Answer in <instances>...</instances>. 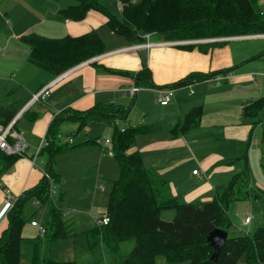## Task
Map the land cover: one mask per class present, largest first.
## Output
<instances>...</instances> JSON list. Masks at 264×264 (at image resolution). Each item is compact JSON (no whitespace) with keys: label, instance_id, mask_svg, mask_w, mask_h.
<instances>
[{"label":"trees","instance_id":"trees-1","mask_svg":"<svg viewBox=\"0 0 264 264\" xmlns=\"http://www.w3.org/2000/svg\"><path fill=\"white\" fill-rule=\"evenodd\" d=\"M63 1H66L65 6L60 12L64 17L81 19L90 9L100 11L106 16L105 24L131 43L143 42L147 33L163 40L264 33V9L259 0H120L119 15L98 0ZM19 38L27 43L28 60L54 75L101 54L105 49L95 30L77 36L65 34L62 37H47L30 33L21 34ZM220 42L212 41L207 45ZM201 49L207 50V47ZM228 70L220 69L206 74L190 72L165 86L189 84L194 78L202 80ZM134 79L144 86H154L146 65L134 74ZM128 110V106L105 103L79 111L66 108L54 116L45 133L47 144L39 151L45 157L46 170L52 172L53 158L58 152L73 147L67 142L55 143L56 134L52 130L60 120L78 121V129H81L90 116L107 117L112 122L116 118H125ZM263 110L264 96H260L244 104L242 113L256 118ZM201 113L200 105L192 107L184 115L183 121L172 127V132L177 134L192 127ZM1 115L5 118L2 123L6 125L14 111H2ZM146 127L148 125L141 124L120 130L114 125L112 129V156L117 161L119 174L112 180L108 192L105 207L107 223L94 224L85 231L89 251L96 252L106 264H155L157 255L163 256L170 264H235L241 255H244L245 264H264V225L256 226L251 233L227 235L214 261L209 258L212 247L205 239L206 233L214 227L228 229L230 218L227 209L232 200L258 199L262 196L261 191L251 189L247 178L246 151L239 156L244 159V167L236 171L227 183L216 187L213 198L199 203L182 201L166 193L167 181L156 175L137 151L128 152L135 136L145 132ZM7 139L12 141L9 136ZM18 156L0 150L1 169L13 163ZM262 166L264 172V162ZM48 188L49 182L42 174L38 183L23 190L6 211V223L0 230V264L20 262L22 242L25 240L22 227L28 221L25 206L31 199L49 206L44 234L38 233L31 239V262L78 264L73 259L57 260L41 252L43 247L49 252L54 241L65 237L67 232L61 207L49 197ZM170 208L174 209V216L169 220L162 219L161 210ZM125 242H131L128 251H123L122 244Z\"/></svg>","mask_w":264,"mask_h":264},{"label":"crops","instance_id":"crops-1","mask_svg":"<svg viewBox=\"0 0 264 264\" xmlns=\"http://www.w3.org/2000/svg\"><path fill=\"white\" fill-rule=\"evenodd\" d=\"M6 2V0H0V3L5 5V12L8 16V7L14 3ZM105 21L106 16L102 12L90 9L81 19L64 17L61 25L55 26L54 31L56 34L42 33L38 35L62 37L68 34L77 36L106 26ZM25 29L16 34L17 40H20L21 34L28 31ZM110 32L108 30L101 34L97 33L104 43V52L94 56L95 58L92 60L73 66L66 77L50 88L49 95L43 101H33L28 105H26V102L30 93L38 90L55 75L32 64L28 60V49H21L16 46L15 51H22V54L18 56L7 53L9 46L0 45V122L2 123L5 119L1 115L2 111H14L11 118L14 120L10 129L21 133L27 144L24 153L18 154L17 159L8 166L1 169L2 162L0 160V207L6 196L13 203L22 194L23 190L38 183L42 177L43 169H48L45 166V157L42 155L39 154L36 157L35 164L31 158L54 116L60 114L66 108L79 111L95 104L105 103L128 106L129 109L133 107V104L138 107L145 114L139 116L137 123L131 126L144 124L148 127H146L145 132L138 133L135 136L128 152L137 151L142 156L144 163L149 165L156 175L167 181L166 193L170 196H176L180 200L182 199L177 194V188H175L173 180L175 176L171 173L177 167L176 164L186 160V129L175 134L172 132V127L182 122L184 115L192 107L200 105L206 113L209 110L207 105L214 102L217 106L222 107L223 110L221 111L224 116L222 122L214 125H220L226 131H230L229 128L234 127L242 128L241 133L243 136L249 131L255 130V124L260 122L261 118H264V110L256 118L248 117L242 113L244 104L257 97L264 96V34L236 35L230 36V38H220L219 40L198 38L187 41L180 40L179 42H167L153 36H148L147 39L146 36L143 42L154 41V43H157L148 46L129 47L134 44L127 41L123 36L111 38ZM212 41L221 42L207 45ZM199 44L203 46L199 47ZM205 46L207 50H202L201 48ZM21 55L25 56L24 60L21 59ZM143 65L149 68L154 86H165L190 72L206 74L220 69L229 68V70L226 73H220L225 78L217 86L208 87L210 85L207 82L200 79L196 80L197 78L189 82L192 86L199 87L198 98H186V90L188 89L177 88L171 101L161 105L157 101L155 92L149 88L150 86L137 83L142 88L134 96L121 92V88L129 87L132 83H135L134 74ZM238 95H241V97ZM125 96L131 98L129 105L126 103ZM233 104L238 109L235 113L228 108ZM128 114L129 112L123 119L130 117ZM93 118L88 123V132L80 136V138L83 137L84 144L80 148L78 146L72 149L84 148L86 154L94 153L97 160H101L100 165L103 163L104 166L101 168L98 164H95V166H98L97 170H93L89 182L79 188L74 198H70V194L66 193L67 206L63 205L59 197L57 200L55 193L53 201L61 207L62 212H65L62 214L66 219L69 235L57 238L48 252L52 257H54V254L59 255L55 257V259L58 258L57 260L73 259L81 261L80 264H92L89 255L85 254L83 257H79L78 254L81 251L85 253L89 251L87 247L88 237L85 231L94 226L96 217L105 211V209L102 210L100 204L95 205L94 202L96 196L100 194L96 193L95 190L103 187L100 175L108 177L111 182L118 175L117 163L113 165L108 157L104 158V155H100V153H104L95 140V137L98 136L91 137L94 144L85 142L90 140L87 136L92 129V124H102V129H108V125L111 124L110 119L107 117L93 116ZM202 121L203 116L193 126H199ZM78 124V121L63 119L53 127L52 131L56 135L69 134L72 137L70 145L74 142L73 135L79 130ZM119 128L124 129L125 126ZM9 137L13 140L12 136ZM248 137L246 138L247 144L242 152L234 142L225 143L224 145L227 146L225 150L235 147L232 151L223 152L220 157L224 158V154H226L225 157H232V155H238L236 158L239 157L247 149ZM213 138L222 139L223 137L218 134L213 135ZM190 142L194 143L195 139ZM59 143H64V141H59ZM97 149L100 153H97ZM89 150H93V153ZM144 154H147L146 158H144ZM90 160L87 158L80 166L90 163ZM194 168L196 167H192L191 171ZM115 170L117 171L116 175L114 177L109 176ZM191 175L201 179L200 172L197 174L191 172ZM176 178L183 180V174H176ZM62 184H64L63 181ZM250 186L254 188L252 185ZM253 191L255 190L253 189ZM105 203L106 201H104ZM48 212L49 206L47 209L45 207L41 213V205L35 199H31L26 204L25 216L28 221L22 227V235L25 237L22 243H26V247L23 248V254L21 250V259L18 264H35L31 262L33 246V240L31 239L37 236L38 231L36 226L30 224V220L35 219L44 224L48 219ZM36 215L39 216L36 217ZM79 220L83 222L80 229L77 226ZM5 223L6 217L4 215L0 219V230L5 226Z\"/></svg>","mask_w":264,"mask_h":264},{"label":"rangeland","instance_id":"rangeland-1","mask_svg":"<svg viewBox=\"0 0 264 264\" xmlns=\"http://www.w3.org/2000/svg\"><path fill=\"white\" fill-rule=\"evenodd\" d=\"M6 3H14L13 5H9V15L7 16V12H5L6 8L4 4L0 3V45L4 44L8 47L7 53H13L18 56L22 54V51L17 50L15 51L14 48L19 46L21 49H28L27 43L23 40H17L16 34L21 32V30L25 29L28 30L24 34L30 33H47V34H56L54 31L55 26L58 24L61 25V21L64 19V16L61 14L60 9L65 6V2L63 0H6ZM103 3L110 11L114 14L119 15V10H121V3L117 4V0H98ZM260 5H262L264 9V0H259ZM59 9V11H58ZM9 19V20H8ZM62 27V26H60ZM110 30L111 38L122 37L119 34H116L112 31L107 25L104 27H100L96 29L98 34L103 33L104 31ZM58 34V33H57ZM155 35V34H154ZM150 33L145 34V36L152 37L154 36ZM52 37V35H46ZM227 37V36H226ZM230 37V36H229ZM110 38V37H108ZM190 40V39H185ZM167 42H179L180 40H166ZM145 43V42H144ZM136 44V43H132ZM4 50V49H3ZM28 54V53H27ZM26 55V54H25ZM24 55H21V59L24 60ZM92 58V57H91ZM91 58L86 59L84 61L92 60ZM94 59V58H93ZM82 61V62H84ZM80 62V63H82ZM32 63V62H31ZM77 63V64H80ZM33 64V63H32ZM75 64V65H77ZM74 65V66H75ZM73 67V66H72ZM138 85L136 82L132 83ZM209 84V83H208ZM210 86H217L219 84L213 83L209 84ZM140 86V85H138ZM150 86L149 88L151 89ZM142 87H140L141 89ZM192 91L186 90V98H198L199 97V87L198 86H191ZM136 94V93H135ZM214 95V94H213ZM211 95V96H213ZM134 96V95H133ZM241 97V95H238ZM126 103L129 105L131 103V98L129 96H125ZM124 103V102H123ZM132 106V105H131ZM209 110L204 113L202 109V113L200 118L203 121L199 124V126H193L186 129V160L182 163H178L175 166V170L171 173L174 177V184L175 188H177V194L183 201L188 202H196L199 203L203 200V198H213L215 196V186L219 184L227 183L233 173L235 171L241 170L244 166V159L242 157L236 158L238 155H232V157H225L221 158L220 155L223 154L225 151H232V149L225 150L226 145L225 143L229 144L234 142L238 145V148L243 151L245 145L247 144V136H249V142L246 149V171H247V178L249 183L254 187L251 188L255 191L259 190L262 195L258 199H236L232 200L227 209L228 216L230 218V225L227 229L228 235L233 234H240V233H251L252 230L256 226L264 225V172H263V159H264V118H261V121L256 123L255 130L252 132L249 131L246 135H242L241 131L242 128L234 127L229 128L230 131L223 130V127L219 124L223 121L224 116L222 115V107L217 106L214 102L210 105H207ZM232 109L233 113L237 112L238 109L233 104L232 106L228 107ZM129 114L127 119L122 120L118 119V127H128L132 124H136L138 117L142 116L143 113L138 107L134 106L130 107ZM204 113V115H203ZM93 116L88 117L85 121V124L81 129H79L75 134L74 142L70 144V146L78 147L79 148L83 145V137L80 138L81 135H84L85 132H88L89 122L92 121ZM129 119V120H128ZM120 120V121H119ZM111 125V126H110ZM108 125V129H102V124H92V129L88 133V139H90L91 144L92 142L91 137H95V140L99 137L103 138L106 136H111L112 129L114 127L113 124ZM58 128V126H57ZM11 130V129H10ZM223 130V131H222ZM220 135L222 139H215L213 135ZM195 139L194 143L190 141ZM64 141L63 135L58 138L55 143H59ZM96 143V142H95ZM69 145V143H68ZM72 147V148H73ZM66 149L62 152H58L56 156L53 158L52 169H51V177L53 179V185L55 188L56 198L58 197L61 199L63 205L67 206L66 203V193L70 194V198H74L75 194L78 193L79 188L86 183L89 182L90 176L93 173V170H97L98 166L103 168V163L100 165V161L97 160L96 156L93 154H86L84 152L85 149ZM102 151V150H101ZM104 154V158L108 157L110 161H112L113 165L117 163L115 159H113L112 155L109 156L105 151H102ZM235 154V153H234ZM93 155V156H92ZM263 156V157H262ZM93 157V158H92ZM147 157V154H144V158ZM89 158L90 163L81 165L82 162ZM96 158V159H95ZM262 159V160H261ZM98 164V166H95ZM118 165V164H117ZM196 167L199 172L201 179L196 176L191 175V168ZM117 171H113V175L110 173L109 176L114 177ZM119 174V168H118ZM176 174L181 175L183 174V180H178L176 178ZM172 175V176H173ZM118 176V175H117ZM101 177V182L103 184L102 188H98L95 190L96 193H100L95 198V205L100 204L102 206V210L105 209L108 192L111 188V181L108 177ZM88 178V179H87ZM116 178V177H115ZM62 181L64 184H62ZM69 186V187H68ZM75 187V188H74ZM55 193L53 195L55 199ZM62 196V197H61ZM68 198V197H67ZM104 201L106 203L104 204ZM57 202V201H56ZM58 203V202H57ZM48 205L42 204L41 205V213L43 209ZM175 214L174 209H163L160 212V217L165 220L171 219ZM250 215V222H245L244 218L245 215ZM63 215V214H62ZM39 215H36L38 217ZM64 218V217H63ZM78 229L82 228L83 222H77ZM65 230L67 232L66 236L69 235V229H67V224H65ZM26 247V243H22V254L23 248ZM123 251H128L131 248V242H125L122 244ZM42 253L48 254V250L46 247L42 248ZM85 254L89 255V258L92 260V264H102V258L96 252L84 251L79 252L78 256L83 257ZM59 255L54 254V258L58 257ZM58 259V258H57ZM81 261H77L80 264ZM155 264H170L167 262L163 256L157 255ZM176 264H186V262H178ZM235 264H245L244 255H241Z\"/></svg>","mask_w":264,"mask_h":264},{"label":"built area","instance_id":"built-area-1","mask_svg":"<svg viewBox=\"0 0 264 264\" xmlns=\"http://www.w3.org/2000/svg\"><path fill=\"white\" fill-rule=\"evenodd\" d=\"M120 3H121L120 0H117V4H120ZM259 34H264V33H259ZM220 38H230V37L229 36L228 37H211L210 39L219 40ZM156 43L157 42L154 43V41H147L145 43L143 42V43H139V44H134V45H131L129 47H138L141 45L148 46V45H153ZM93 58H95V57H92L91 59H93ZM71 68H68V69L60 72L59 74L55 75L51 80H49L47 83H45L42 87H40L38 90L31 92L29 99L26 102V105H28L29 103H31L33 101H37V102L43 101L45 99V97L49 95L50 88L56 82L63 79L64 77H66L69 74ZM224 78H225V76H223L222 74L219 73V74H215L213 76L204 78L202 80L209 83V84H213V83L218 84ZM191 86H192V84H190V83L189 84H180L177 86H153V87H151V90L155 92L156 97H157V101L159 102V104L165 105L171 101V99L174 96V92L177 88H187L188 90L192 91ZM139 90H140V87L136 84H131L129 87L121 88L122 93L129 94L130 96H133ZM13 120L14 119H11L6 125H3V123L0 122V150L4 151L5 153H8V154H23L27 144H26L21 133L10 130V126H11ZM111 124L117 125L118 119L116 118L114 121L111 122ZM120 130H123V128H120ZM8 136H12L13 140L9 141L7 139ZM61 136H62L61 134H57L56 138H59ZM63 138H64V142L70 143L72 141V137L69 134L63 135ZM46 140L47 139L45 138V134H44L40 143L36 147L34 154L32 155L31 159H32V162L34 164H35V159L39 154V151L41 150V148L43 146H45L47 144ZM96 142L100 145L102 151H105L109 155H113V148H112L113 144H112V141L110 139V136H106L103 138L99 137L96 139ZM191 172L193 174H197L199 171L197 168H194V169H192ZM42 174L47 178V180L49 182L48 194H49V197L53 200V195L56 191H55V188L53 185V179L51 177V174L46 169L42 170ZM36 202L39 203L38 200H36ZM12 205H13L12 201H10L9 197L6 196L4 198V201L1 205V207H0V219L2 216L5 215L6 211L10 207H12ZM62 213L64 214L65 212L63 211ZM250 218L251 217L248 214L245 216L244 221L249 222ZM107 221H108V215L104 211V212L100 213L99 216L96 217L95 224L96 225H99L102 223L105 224V223H107ZM30 224L36 226L37 231L40 235L44 234L45 226L43 223H41L35 219H32V220H30ZM103 264H106V263L104 262Z\"/></svg>","mask_w":264,"mask_h":264},{"label":"water","instance_id":"water-1","mask_svg":"<svg viewBox=\"0 0 264 264\" xmlns=\"http://www.w3.org/2000/svg\"><path fill=\"white\" fill-rule=\"evenodd\" d=\"M227 235V230L219 227H214L206 233L205 239L212 247V252L209 257L212 261L216 260L218 257L220 250L224 246Z\"/></svg>","mask_w":264,"mask_h":264}]
</instances>
